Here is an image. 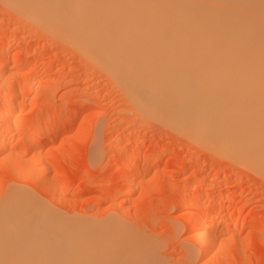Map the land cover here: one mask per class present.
<instances>
[{
	"label": "rangeland",
	"instance_id": "rangeland-1",
	"mask_svg": "<svg viewBox=\"0 0 264 264\" xmlns=\"http://www.w3.org/2000/svg\"><path fill=\"white\" fill-rule=\"evenodd\" d=\"M17 14L0 3L1 111L17 92L16 113L0 122L8 145L0 154V209L20 192L68 229L128 235L154 264H264V178L146 120L101 68ZM78 108L79 118L56 136L54 129ZM132 182L136 189L125 198ZM195 214L203 225L212 217L228 225L210 228L215 242L207 254L192 235Z\"/></svg>",
	"mask_w": 264,
	"mask_h": 264
},
{
	"label": "bare ground",
	"instance_id": "bare-ground-1",
	"mask_svg": "<svg viewBox=\"0 0 264 264\" xmlns=\"http://www.w3.org/2000/svg\"><path fill=\"white\" fill-rule=\"evenodd\" d=\"M0 3L43 32L54 34L101 68L146 120L152 118L177 135L180 133L179 136L184 135L221 157L227 156L264 178V0ZM16 95L13 92L4 100L1 124L16 113L17 106L11 104ZM79 108L66 114L68 122L57 125L55 135L67 130L69 122L79 116ZM5 137L0 136V154L8 146ZM37 145L34 141L26 146L34 149ZM23 151L26 153V148ZM41 170L40 174L44 173L45 169ZM44 180L43 189L50 190L52 185ZM134 189L133 182L128 183L123 196H130ZM17 195L13 194L12 200L8 199L9 203L0 209V264H154L128 241L132 240L128 235L116 237L107 232L102 236L91 230L84 234L82 229H68L65 224L45 218L41 206L36 205L39 201L30 202L20 192ZM202 220L200 214L193 215L192 235L207 254L215 242L210 228L228 225L214 217L205 225ZM243 225L240 222L232 233ZM75 240H90V245Z\"/></svg>",
	"mask_w": 264,
	"mask_h": 264
}]
</instances>
